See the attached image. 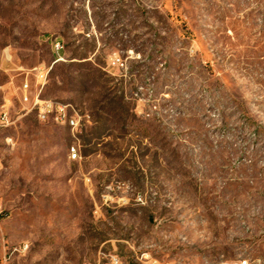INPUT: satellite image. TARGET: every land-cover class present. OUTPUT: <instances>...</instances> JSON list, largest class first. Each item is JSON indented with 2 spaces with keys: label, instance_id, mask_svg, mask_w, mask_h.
Instances as JSON below:
<instances>
[{
  "label": "rangeland",
  "instance_id": "374dc122",
  "mask_svg": "<svg viewBox=\"0 0 264 264\" xmlns=\"http://www.w3.org/2000/svg\"><path fill=\"white\" fill-rule=\"evenodd\" d=\"M1 106L0 264H264V0H0Z\"/></svg>",
  "mask_w": 264,
  "mask_h": 264
},
{
  "label": "built area",
  "instance_id": "2783aa9c",
  "mask_svg": "<svg viewBox=\"0 0 264 264\" xmlns=\"http://www.w3.org/2000/svg\"><path fill=\"white\" fill-rule=\"evenodd\" d=\"M55 48L57 50L61 49L60 44H56ZM31 73H33V77L35 78L34 89L31 87L28 80H26L20 88V102L23 106H26L27 112H34L41 123H47L50 120H54L58 124H62L64 122H73V130H78L80 118L76 113L74 115H69V111H67L66 117H59V113L52 112V105H59L60 109H62L61 104L40 99V94L43 87L45 86L48 71L42 67H39L32 70ZM11 125H13V123L10 118L9 108H7V106H1L0 130L7 129ZM78 159L79 154L77 149L74 147V149H72V161H77ZM234 264H247V262H237Z\"/></svg>",
  "mask_w": 264,
  "mask_h": 264
},
{
  "label": "bare ground",
  "instance_id": "6f19581e",
  "mask_svg": "<svg viewBox=\"0 0 264 264\" xmlns=\"http://www.w3.org/2000/svg\"><path fill=\"white\" fill-rule=\"evenodd\" d=\"M52 112L59 113V117H66L67 116V106L62 105V109H60L59 105H52ZM64 123L68 124L73 129V122H64ZM72 149H74V147H72L69 151V158L71 160H72Z\"/></svg>",
  "mask_w": 264,
  "mask_h": 264
}]
</instances>
